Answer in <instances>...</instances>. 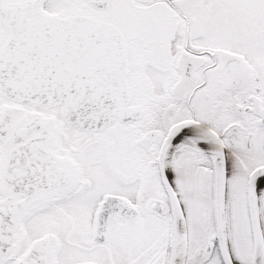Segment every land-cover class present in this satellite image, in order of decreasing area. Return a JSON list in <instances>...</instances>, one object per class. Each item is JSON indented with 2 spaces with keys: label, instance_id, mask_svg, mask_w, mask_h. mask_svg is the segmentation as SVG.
<instances>
[{
  "label": "snow or ice",
  "instance_id": "1",
  "mask_svg": "<svg viewBox=\"0 0 264 264\" xmlns=\"http://www.w3.org/2000/svg\"><path fill=\"white\" fill-rule=\"evenodd\" d=\"M0 264H264V0H0Z\"/></svg>",
  "mask_w": 264,
  "mask_h": 264
}]
</instances>
